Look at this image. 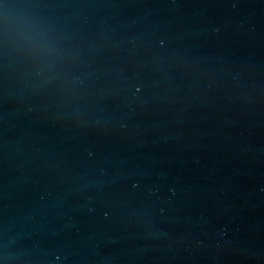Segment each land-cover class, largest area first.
I'll return each instance as SVG.
<instances>
[{
    "label": "water",
    "instance_id": "water-1",
    "mask_svg": "<svg viewBox=\"0 0 264 264\" xmlns=\"http://www.w3.org/2000/svg\"><path fill=\"white\" fill-rule=\"evenodd\" d=\"M264 181V0H0V264H183Z\"/></svg>",
    "mask_w": 264,
    "mask_h": 264
}]
</instances>
